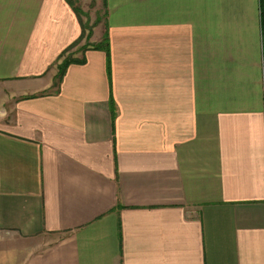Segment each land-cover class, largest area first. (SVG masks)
<instances>
[{"label":"crops","instance_id":"obj_1","mask_svg":"<svg viewBox=\"0 0 264 264\" xmlns=\"http://www.w3.org/2000/svg\"><path fill=\"white\" fill-rule=\"evenodd\" d=\"M102 3L57 79L70 2L0 0V264H264V0Z\"/></svg>","mask_w":264,"mask_h":264},{"label":"rangeland","instance_id":"obj_2","mask_svg":"<svg viewBox=\"0 0 264 264\" xmlns=\"http://www.w3.org/2000/svg\"><path fill=\"white\" fill-rule=\"evenodd\" d=\"M77 8V13L82 22L83 35L75 47L67 49L65 58L74 59L72 55L80 48L91 47L96 44L97 31L101 28V21L104 16L102 0H72ZM100 24V26H99Z\"/></svg>","mask_w":264,"mask_h":264},{"label":"trees","instance_id":"obj_3","mask_svg":"<svg viewBox=\"0 0 264 264\" xmlns=\"http://www.w3.org/2000/svg\"><path fill=\"white\" fill-rule=\"evenodd\" d=\"M70 2V4L72 5L73 9L75 10V12H78L77 11V8L76 6H74V2L72 0H68ZM78 14V13H77ZM80 19V17H79ZM82 35H83V32L81 34V36L76 40L74 41L72 44H70L67 49H69L70 47H73L75 44H77L79 42V40H81L82 38ZM90 47V46H89ZM92 48H96V49H104V51L107 53V57H108V38L106 36V33L103 34V37L101 39V41L97 44H92L91 46ZM83 49H85V47H82ZM67 49L65 51H67ZM64 51V52H65ZM61 55H63V53ZM81 60L79 59H69V58H65L61 61V63L58 65V73H57V79H59V77L64 73V70H65V67L71 63V62H80Z\"/></svg>","mask_w":264,"mask_h":264}]
</instances>
